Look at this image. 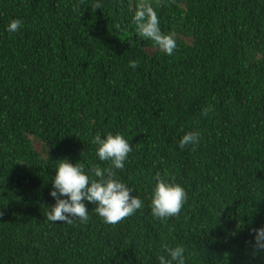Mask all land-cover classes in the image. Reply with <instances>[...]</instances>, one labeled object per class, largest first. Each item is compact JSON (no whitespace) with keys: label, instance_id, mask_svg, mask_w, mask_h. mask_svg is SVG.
<instances>
[{"label":"trees","instance_id":"16d2710c","mask_svg":"<svg viewBox=\"0 0 264 264\" xmlns=\"http://www.w3.org/2000/svg\"><path fill=\"white\" fill-rule=\"evenodd\" d=\"M147 2L172 56L139 36L140 0H0V264H159L165 246L185 264H264L249 243L264 227V0ZM98 133L132 146L114 179L142 209L110 225L85 201L87 223L48 221L58 161L111 167ZM157 173L187 194L164 221Z\"/></svg>","mask_w":264,"mask_h":264},{"label":"clouds","instance_id":"9594fccd","mask_svg":"<svg viewBox=\"0 0 264 264\" xmlns=\"http://www.w3.org/2000/svg\"><path fill=\"white\" fill-rule=\"evenodd\" d=\"M100 3H95L93 9H99ZM133 22L136 25L139 36L151 40L161 52L172 56L177 48L174 33L164 34L159 26L157 12L147 2L140 0L136 6ZM23 21L15 19L7 26L9 33L20 30ZM129 67L135 69L139 67L138 61H129ZM212 107L202 109L201 115L207 116ZM200 140L199 132H188L180 139L181 149L188 145L195 146ZM96 144V155L100 161L110 162L111 167L101 168L94 165L89 169L92 176L85 173L84 167L80 163L73 165L68 159L58 161V167L52 182L50 196L54 198L55 204L48 207L49 212L46 219L51 222H63L72 224L75 220L80 223H87L89 211L85 201L95 205L94 211L103 219V222L116 225L122 220L132 216L137 210L142 209V200L131 196L132 192L124 183L114 179V169L122 170L128 154L132 151L129 141L117 133L107 134L106 138H101L98 133L92 140ZM156 184L151 198V214L161 221L169 217L178 216L187 199L185 189L179 184L170 183L157 173ZM64 197V198H62ZM2 215V213H0ZM253 241H250L253 256L264 252V227L251 229ZM169 258L164 255L158 256L159 264H185V248L177 246L171 248L165 246L164 249Z\"/></svg>","mask_w":264,"mask_h":264},{"label":"rangeland","instance_id":"374dc122","mask_svg":"<svg viewBox=\"0 0 264 264\" xmlns=\"http://www.w3.org/2000/svg\"><path fill=\"white\" fill-rule=\"evenodd\" d=\"M33 146L36 150H38V143H34Z\"/></svg>","mask_w":264,"mask_h":264}]
</instances>
